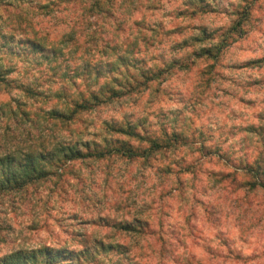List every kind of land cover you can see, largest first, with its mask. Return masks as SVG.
Here are the masks:
<instances>
[{"label":"rangeland","instance_id":"obj_1","mask_svg":"<svg viewBox=\"0 0 264 264\" xmlns=\"http://www.w3.org/2000/svg\"><path fill=\"white\" fill-rule=\"evenodd\" d=\"M198 1L111 0L112 13L98 15L85 8L91 0H0V156L100 139L104 122L185 138L149 161L76 162L61 178L0 197V258L40 245L75 255L104 240L123 241L126 251L91 248L83 264H264V188L246 184L248 164L264 182V0L255 1L246 33L222 50L209 80L194 38H217L241 0L200 1L206 11L193 17L188 10ZM106 41L133 65L126 75L164 64L172 72L58 118L75 109L81 76L97 88L106 83L97 71L119 68L98 51ZM107 86L120 85L111 78ZM201 143L206 148L196 150ZM120 220L137 230L111 227Z\"/></svg>","mask_w":264,"mask_h":264},{"label":"trees","instance_id":"obj_2","mask_svg":"<svg viewBox=\"0 0 264 264\" xmlns=\"http://www.w3.org/2000/svg\"><path fill=\"white\" fill-rule=\"evenodd\" d=\"M200 1L203 0L194 2L191 9L188 10L191 16L196 17L199 12L206 11ZM255 1L241 0L237 5L234 4L229 11V24L221 28L223 32L217 38L214 34H207V40L199 37L194 38L192 45L197 46V48L193 51V55L196 61H203L205 68L202 71V76L207 80L215 73V62L222 50L243 37L246 33L245 25L248 24L247 21L253 14ZM110 2L111 0H91L90 6H86L85 8L89 7V11H94L98 15H107L112 13ZM203 34L206 36V33L203 32ZM90 37L91 40L89 41L94 42L96 38L95 32ZM105 43L107 44H103L101 50L98 51H106L110 56L111 63L114 61L120 63L119 68H116L115 72H110L108 76H99L97 71V80L102 78L106 82L104 85H98L97 88H91L88 85L90 75L81 76L84 88L79 93L80 99L74 103L75 109L67 115L60 113L57 115L58 118L69 120L74 114L81 111H91L96 106L108 103L114 97H119L124 93L127 94V90H139L141 86L146 87V84L148 85V83L153 82L161 74L172 72L173 65L164 64L160 68H151L148 71L141 70L140 73H134L130 76L126 75L130 72L131 67H133L131 62L128 61V57L122 54L119 46L112 45L108 41ZM95 46L97 47L96 44ZM127 52L134 54L130 49ZM123 68L125 70H122ZM111 78L117 80L120 86L105 87ZM102 128L107 132L103 135L102 133H98L100 139L67 141L58 144L49 152L43 148L29 149L26 150L27 152L14 148L2 154L0 156V197L30 189L31 186L46 182L53 177L61 178L66 172H69L70 165L73 166L76 162L106 160L109 158H120L130 161L144 159L149 161L151 158H156L155 156L162 152L164 147H170L173 143L179 144L185 142L181 131H173L170 135H166L164 140H160V135L141 134L132 124L119 125L114 122H104ZM134 140L147 142L149 146L141 149L139 146L133 144L132 141ZM204 148H206V145L202 143L196 146V150L198 151H203ZM207 151L210 153V150ZM254 167L253 164H248L246 167L248 175L251 177V180H248L246 184L250 185L251 189L264 188V182L257 176L259 170ZM218 174L222 178L234 175L230 173L223 174L222 172ZM111 227L125 232L133 229L137 230L133 224L121 220L112 223ZM126 244L123 241L95 240L92 246L84 250L85 252L75 255L73 252H67L66 247L40 245L30 249L29 252L23 249L11 252L0 258V264H83L81 259H83L86 253L88 256L93 255L94 250L122 253L124 249L126 251Z\"/></svg>","mask_w":264,"mask_h":264}]
</instances>
